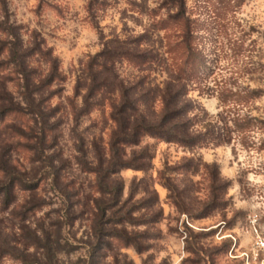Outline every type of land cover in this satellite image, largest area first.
Wrapping results in <instances>:
<instances>
[{"label":"rangeland","instance_id":"1","mask_svg":"<svg viewBox=\"0 0 264 264\" xmlns=\"http://www.w3.org/2000/svg\"><path fill=\"white\" fill-rule=\"evenodd\" d=\"M0 264H264V0H0Z\"/></svg>","mask_w":264,"mask_h":264},{"label":"trees","instance_id":"2","mask_svg":"<svg viewBox=\"0 0 264 264\" xmlns=\"http://www.w3.org/2000/svg\"><path fill=\"white\" fill-rule=\"evenodd\" d=\"M190 36V35H189ZM189 48V46H188ZM194 53V52H193ZM199 61L195 57H187L183 64L178 65V72H180V77L178 79L184 78L188 81H195L198 78V65ZM184 75V76H183ZM181 87V85H180ZM182 90L178 88L177 90L168 92V95L164 97V116L161 121H149L147 117L139 113V115L131 122H126L124 114L127 109L132 108V105H128L126 108H118L114 113V119L119 124V129L117 133L112 136V151L117 155V150L119 145H137L139 144L141 137L146 134L152 137L160 138L166 141H173L180 143L184 146H194L205 139L210 138L215 144L220 143V137L216 135V131L213 128L207 129L204 134H190L188 129L192 123L190 121H182L180 119L186 113V106H180V98L183 96ZM120 114H123L120 116ZM125 118V119H124ZM128 119V118H127ZM170 123V127L167 124ZM120 167H128L129 163L126 161H119ZM10 184L4 186V192L6 197L10 192Z\"/></svg>","mask_w":264,"mask_h":264}]
</instances>
